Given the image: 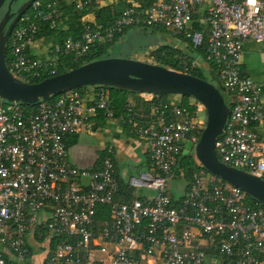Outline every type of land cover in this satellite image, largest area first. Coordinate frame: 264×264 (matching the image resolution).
Wrapping results in <instances>:
<instances>
[{"label": "built area", "instance_id": "2783aa9c", "mask_svg": "<svg viewBox=\"0 0 264 264\" xmlns=\"http://www.w3.org/2000/svg\"><path fill=\"white\" fill-rule=\"evenodd\" d=\"M52 1L47 13L36 12L43 0L33 2L34 14L21 16L8 38L13 62L6 67L15 78L26 82L23 78L52 76L59 58L78 62L94 46L111 43L129 28L161 27L187 40L194 50L205 44V60L216 66L230 108L215 142L216 156L222 164L264 181V141L257 131L264 127L261 86L240 69L244 44L252 40L264 45L263 1L157 0L149 8L134 4L103 32L87 26L80 40L68 38L34 55L38 22L54 27L57 18L59 3ZM71 1L79 10L105 2ZM196 14H201L205 31L192 29ZM131 109L128 105L125 119L131 133L146 143L154 172L130 178L129 186L152 191L153 196L126 204L115 201L120 184L111 146L98 170L66 161V139L82 129L91 131L96 110L112 119L104 89H93L89 97L64 92L38 102L30 114L21 104L0 98V264H30L28 236L36 228L52 240H71L53 245L51 240L44 264H80L83 255L91 260V246L100 239L112 246L109 264H222L209 250L228 258V264H264V209L248 201L243 191L199 169L180 207L167 193L180 155L194 156L206 122L200 119L204 106L171 99L153 108L145 126L133 125ZM98 205L110 207L101 232L93 223Z\"/></svg>", "mask_w": 264, "mask_h": 264}, {"label": "water", "instance_id": "95a60500", "mask_svg": "<svg viewBox=\"0 0 264 264\" xmlns=\"http://www.w3.org/2000/svg\"><path fill=\"white\" fill-rule=\"evenodd\" d=\"M36 0H0V98L10 103L34 105L40 101L84 87H108L146 95L192 98L201 103L206 122L194 148V156L210 175L243 191L264 206V181L246 172L222 164L215 153V142L223 133L230 108L224 100L227 92L215 74L212 84L189 74L150 63L108 58L84 64L76 69L30 84L18 80L7 69L5 51L8 38L18 20ZM21 2L17 10L12 6Z\"/></svg>", "mask_w": 264, "mask_h": 264}, {"label": "trees", "instance_id": "16d2710c", "mask_svg": "<svg viewBox=\"0 0 264 264\" xmlns=\"http://www.w3.org/2000/svg\"><path fill=\"white\" fill-rule=\"evenodd\" d=\"M104 1H108V0H104ZM114 1L115 3L107 4V5L90 3L86 9L79 10L76 8L75 3L71 0L69 2L66 0H57V2L59 3L58 4L59 7H58L57 18L54 20V27L51 26L50 22H38L39 31L38 34L36 35L35 41L37 42L42 40L44 43L45 42L50 43L49 45H62L63 42L68 38L72 40H80L87 26H91L92 28L103 32L106 28L112 26L114 22L120 18L122 12L127 7H130L131 5L134 4H138L140 8H149L157 0H114ZM52 2H53L52 0H43V4L40 5V7L37 9L36 12H43V13L49 12V9L46 8V5ZM20 4L21 2L13 4L12 10L13 11L17 10ZM26 14H34L33 9L30 7V9L26 11ZM88 15H93L94 22L92 23L87 22L86 17ZM200 18H201V14L194 15L192 29L196 31H205L203 25L199 23ZM131 29H136V28H129L124 30L122 33L116 35L114 40L109 44H105L102 46H94L87 53V55L78 62H74L70 57L59 58L55 63V65L53 66L54 69L52 70H54L55 74H53L52 76H46L36 80H27L23 78V80L26 81L27 83L34 84L48 77H53L71 71L84 64L93 61L108 59L110 58L109 55V52L111 51L110 48L113 47L114 43L120 37H122L125 33H127V31ZM141 29L143 30L153 29L154 31L162 34H166V33L170 34L174 38H177L179 41L181 42L183 41L184 44H186V49L190 50L189 53L188 52L183 53L178 49H175L173 46H163L157 48L148 54L147 58L152 60L150 61V64L158 65L167 68L169 70L189 74L194 77L204 79L203 68L199 62L196 64V67L194 69L191 68L192 63L196 60V58H198L199 61L201 60L204 61V63H207L212 73L217 76L216 66L210 62H206L205 60L206 59L205 44L199 47L198 49L194 50L187 40L175 36L171 34L170 31L163 29L161 27H155V28L141 27ZM193 53H195L194 56ZM12 62H13V58L10 55L9 48L7 45L5 51L6 66L9 68ZM99 88L105 90L106 100L108 103L109 110L112 112V118L120 121L123 128L126 129L125 131L131 130L130 128L132 127L130 124L127 123L125 119L128 105L132 107L131 110L134 119L133 125L145 126L149 121L153 108L159 105H167L170 98V96H166V95H157L154 96L151 101H145L140 97V94L138 93L124 91L116 88H108V87H84V88L75 89L74 91H78L83 97H86L88 96V92L90 90L91 91L93 89L98 90ZM131 97L135 99L134 105H131L130 103ZM56 98L57 97H51L48 99V101H52ZM182 98H184L185 104L190 105L191 102H194L192 98H188V99L185 97ZM224 100L227 103V96L225 95H224ZM36 105L37 104L34 105L21 104L26 114H30L31 112H33ZM95 118L96 121L93 126L94 131L97 130L98 128L105 126L109 119L106 116V111L104 110H96ZM67 139H66L67 146H72L76 142V140L72 138H70L71 139L70 142H67ZM103 157H104V153L102 154V158ZM199 169L204 170L203 168H200L198 166L192 154H186L183 152L180 155L178 159V165L174 170H175V174L177 176L182 175L183 179L187 183V188H186L187 192L193 182V173L197 172ZM204 171L205 173L208 174L206 170ZM223 183L226 184L228 187H231L226 182L223 181ZM119 184H120V189L118 193L115 195V201L120 203L130 204L135 200L134 189L128 187L126 184L120 181ZM183 198L181 199L172 198L174 206L180 207L183 202ZM247 200L252 203L259 204V206L264 209V206H262L259 202L255 201L254 199L247 196ZM109 219H110V207L107 205H98L96 207L95 215L93 217V223L98 228V232L101 229L99 225L102 224V222L109 221ZM42 238L45 239V236H43ZM61 241L70 242L71 240L65 236L63 237L59 236V237H54L51 244L53 245ZM207 254L210 255V257H215L220 259L222 264H228L230 261L228 258L221 256L218 253L213 252L211 250L207 251Z\"/></svg>", "mask_w": 264, "mask_h": 264}, {"label": "crops", "instance_id": "0c3cea01", "mask_svg": "<svg viewBox=\"0 0 264 264\" xmlns=\"http://www.w3.org/2000/svg\"><path fill=\"white\" fill-rule=\"evenodd\" d=\"M70 1V0H66ZM264 2V0H261ZM115 3L114 0H108L103 3V5ZM87 22H94L93 15H88L86 17ZM144 31L141 28L131 29L127 31L122 37H120L113 45L110 50H114L116 45L122 41V39L130 32L134 31ZM173 47L183 52V49L189 53V49H186V44L179 41L177 38H172ZM50 43H44L42 40L35 43V47L32 51V54H36L40 49H44ZM163 47V46H162ZM181 47V49L177 48ZM160 48V47H158ZM157 49V48H155ZM147 50L146 52H140L145 58L148 57V54L155 50ZM136 54V53H135ZM195 53H193L194 56ZM145 62H150L151 59H144ZM196 60L201 64L203 71L205 70L210 77L212 76V71L210 70L207 63L204 61ZM195 60V61H196ZM142 61L143 59H139ZM197 62V63H198ZM240 69L242 75L246 78L251 79L253 82L261 86L260 92V102L264 108V45L256 43L252 40L247 41L244 44ZM93 91V90H92ZM90 90L88 96L92 93ZM140 97L145 101H151L149 95L140 94ZM131 105H134L135 99L130 98ZM96 118L92 119V129L91 131H85L84 129L80 130L78 133L72 135L67 139V142H70V138L75 139L76 142L72 146H67V158L66 161L80 169L85 170H98L100 169L102 154L105 153L106 148L111 146L113 148V165H114V174L117 180L129 186V179L137 177L141 173L154 172L152 169L151 162H149V154L147 145L144 141L138 139L135 135L131 133V130L125 131L120 121L117 119H108L105 126L93 130ZM131 129V128H130ZM258 135L261 140L264 141V127L258 128ZM132 188V187H130ZM187 183L183 179L182 175L177 176L175 174L174 178L170 181L167 187L168 195L174 199H181L187 194ZM134 189V188H132ZM153 196L152 191L148 190H136L134 189V199H147ZM120 203V202H119ZM103 223V222H102ZM102 229V224L99 225ZM100 229V232H101ZM46 232L36 228L28 236V241L30 244V249L32 257L30 264H44L46 256L48 255V243L42 244L45 239L42 237L45 236ZM92 251L90 253L91 260L88 259V256L83 255L82 263L80 264H109V252L112 249L111 244L102 241L101 239L96 241L92 246ZM48 251V252H47ZM149 264H155L153 261H150Z\"/></svg>", "mask_w": 264, "mask_h": 264}, {"label": "rangeland", "instance_id": "374dc122", "mask_svg": "<svg viewBox=\"0 0 264 264\" xmlns=\"http://www.w3.org/2000/svg\"><path fill=\"white\" fill-rule=\"evenodd\" d=\"M174 38L170 34H162L159 32L154 31L153 29H146L142 32L140 31H132L128 33L121 42H119L114 50L109 52L110 58H124V59H133L139 60L147 59L143 56V54H139L140 52H146L147 50H152L162 46H174L173 40ZM176 39V38H175ZM47 47V46H46ZM181 49V47H177ZM184 53H187L185 49H183ZM136 53V54H135ZM152 61V60H150ZM147 63V62H146ZM150 63V62H148ZM204 73V80L215 84L205 70ZM174 100L176 103H181L184 101V98L181 96H170L169 100ZM188 99V98H187ZM186 100V99H185ZM200 119L205 122L206 121V113L200 115ZM52 240V236L49 233L45 234V240L42 244L49 243Z\"/></svg>", "mask_w": 264, "mask_h": 264}]
</instances>
